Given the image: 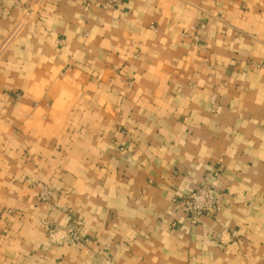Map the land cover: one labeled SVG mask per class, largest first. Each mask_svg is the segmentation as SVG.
<instances>
[{"label":"crops","instance_id":"0c3cea01","mask_svg":"<svg viewBox=\"0 0 264 264\" xmlns=\"http://www.w3.org/2000/svg\"><path fill=\"white\" fill-rule=\"evenodd\" d=\"M0 264H264V0H0Z\"/></svg>","mask_w":264,"mask_h":264},{"label":"built area","instance_id":"2783aa9c","mask_svg":"<svg viewBox=\"0 0 264 264\" xmlns=\"http://www.w3.org/2000/svg\"><path fill=\"white\" fill-rule=\"evenodd\" d=\"M100 4L105 9H113L118 5L123 4L127 0H99ZM214 189L205 183L204 186L185 196L182 200L176 201L177 207L181 209L184 215L194 221L197 217L203 215H215L220 208V202L215 194ZM49 192H45L44 197H47ZM69 239L71 242H77L79 237L74 230L71 229Z\"/></svg>","mask_w":264,"mask_h":264},{"label":"rangeland","instance_id":"374dc122","mask_svg":"<svg viewBox=\"0 0 264 264\" xmlns=\"http://www.w3.org/2000/svg\"><path fill=\"white\" fill-rule=\"evenodd\" d=\"M87 1H91V0H87ZM97 2H99L100 3V1L99 0H97ZM105 9V8H104Z\"/></svg>","mask_w":264,"mask_h":264}]
</instances>
